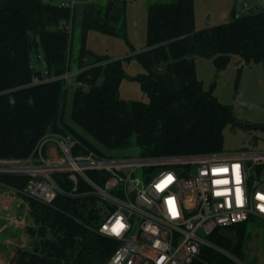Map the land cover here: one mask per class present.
<instances>
[{
	"label": "trees",
	"instance_id": "obj_1",
	"mask_svg": "<svg viewBox=\"0 0 264 264\" xmlns=\"http://www.w3.org/2000/svg\"><path fill=\"white\" fill-rule=\"evenodd\" d=\"M74 12L43 0H0V160L30 157L48 129L59 131L61 125L84 147L107 154L62 122L61 81L31 85L40 74L35 67L40 51L50 73L60 75L71 68L72 36L61 25L73 24ZM121 13L114 0L107 3L103 17L93 4L83 9L77 66L86 70L77 79L90 89L75 90L77 125L106 150H120L136 136L141 154L222 151L225 127L242 125L232 107L217 99L214 84L206 88L198 78L196 59H210L217 71H224L238 57L243 65L237 70L236 86L243 66L261 64L264 69V12L196 30L194 0L154 3L148 9L147 43L141 51L111 59L87 49L90 30L117 35L114 25ZM89 58L108 62L91 67L86 64ZM133 58L147 71L140 83L148 102L120 98L124 61ZM26 183L24 176H0L6 187L20 190ZM93 201L63 195L50 205L29 200L31 217L39 225L31 234L37 239L33 250L18 251L15 264H105L118 243L89 228ZM245 237V226H240L234 236L217 230L210 239L243 260ZM205 253L215 264H238L222 253Z\"/></svg>",
	"mask_w": 264,
	"mask_h": 264
},
{
	"label": "built area",
	"instance_id": "obj_2",
	"mask_svg": "<svg viewBox=\"0 0 264 264\" xmlns=\"http://www.w3.org/2000/svg\"><path fill=\"white\" fill-rule=\"evenodd\" d=\"M76 4V0L58 3L72 13ZM261 11L264 0H236L232 17ZM72 27V23L61 25L70 33ZM35 60L40 74L31 85L61 81L67 88L90 89L77 79L86 68L71 65L57 75L48 71L41 51ZM4 175L24 176L27 183L20 190L0 184L9 194L0 202V227L4 219L14 230L29 226L37 232L39 225L28 218L29 200L50 205L58 195L93 199L89 228L118 243L105 264H215L206 250L223 252L243 264L210 239L217 230L234 236L240 226H245V240L254 233L250 228L256 229L264 257V148L101 155L84 147L72 132L49 128L30 157L0 160V176ZM12 200L15 210L9 206Z\"/></svg>",
	"mask_w": 264,
	"mask_h": 264
},
{
	"label": "rangeland",
	"instance_id": "obj_3",
	"mask_svg": "<svg viewBox=\"0 0 264 264\" xmlns=\"http://www.w3.org/2000/svg\"><path fill=\"white\" fill-rule=\"evenodd\" d=\"M44 2L59 3L61 0H43ZM75 20L71 31V60L72 67L77 69V59L81 49V22L82 12L87 4H93L103 17L109 0H76ZM117 8L122 10L118 23H115L117 35H110L96 30H90L86 40L87 49L99 56H107L111 59L126 58L133 54V51H141L147 43V23L148 9L154 3L174 2L176 0H114ZM236 0H194L195 3V28L200 30L207 26L223 24L228 21V16L234 10ZM255 3L257 0H246ZM125 4V8L123 9ZM257 7V4H255ZM86 64L91 67L105 66L108 60L89 58ZM197 76L205 84V87L215 86L217 99L225 105L232 107L234 117L242 126L232 127L227 125L223 131L222 151H248L260 150L264 148V69L261 64L243 66L238 86L236 79L238 69L243 62L234 57L224 71H217L212 60L197 58ZM144 67L133 58L124 61V79L120 86V98L128 103L134 101L148 102L149 95L142 89L140 76L146 74ZM102 78L99 84L102 82ZM75 88V89H74ZM75 86L62 89V122L69 129L81 133L89 139L91 143L102 152L121 155L136 156L141 153L136 144V136L130 139L129 144L120 150H106L96 139L88 135L76 123L74 117ZM248 126V127H247ZM250 127V128H249ZM255 127H258L257 129ZM62 129L67 130L61 125ZM0 185V202L9 196ZM6 192V193H4ZM4 193V194H3ZM23 200V198L21 199ZM11 202H14L11 204ZM9 206L14 209L16 202L11 201ZM15 212V211H12ZM28 218L33 219L30 216ZM10 229V228H8ZM254 233H250L249 238L243 245V264H264V257L260 247V242L256 240L255 228H250ZM11 230V229H10ZM29 226L24 229L13 231V238L7 247H11L9 262L14 254L19 250H33L36 236L31 234ZM13 239V240H14ZM216 253L223 252L215 251ZM15 264V263H13Z\"/></svg>",
	"mask_w": 264,
	"mask_h": 264
},
{
	"label": "crops",
	"instance_id": "obj_4",
	"mask_svg": "<svg viewBox=\"0 0 264 264\" xmlns=\"http://www.w3.org/2000/svg\"><path fill=\"white\" fill-rule=\"evenodd\" d=\"M232 15H233V12L231 14H229V16L227 18L228 21L231 19ZM196 69H197V65H196ZM4 189L6 190V188H4ZM6 192L8 193V191H6ZM6 192H4V193H6ZM13 203L14 202H11V204H13ZM12 210H15V207ZM8 228H10V227H8L6 225L5 220L3 219L1 221V227H0V264H8L9 263V259H8L9 256L8 255H9V253H11V247H9V246L7 247V245H10L11 242L16 241L13 238V231H16V230H14L12 228H10L11 229L10 230Z\"/></svg>",
	"mask_w": 264,
	"mask_h": 264
},
{
	"label": "water",
	"instance_id": "obj_5",
	"mask_svg": "<svg viewBox=\"0 0 264 264\" xmlns=\"http://www.w3.org/2000/svg\"><path fill=\"white\" fill-rule=\"evenodd\" d=\"M17 257H18V253L16 252V253L14 254V256H13V259L10 261V264L15 263L16 260H17Z\"/></svg>",
	"mask_w": 264,
	"mask_h": 264
},
{
	"label": "snow or ice",
	"instance_id": "obj_6",
	"mask_svg": "<svg viewBox=\"0 0 264 264\" xmlns=\"http://www.w3.org/2000/svg\"><path fill=\"white\" fill-rule=\"evenodd\" d=\"M226 171V170H225ZM261 199H264V197H261Z\"/></svg>",
	"mask_w": 264,
	"mask_h": 264
}]
</instances>
